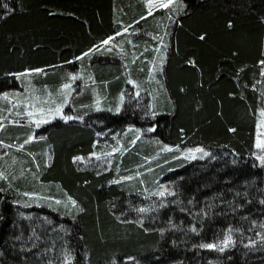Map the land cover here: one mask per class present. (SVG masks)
<instances>
[{
	"label": "trees",
	"instance_id": "obj_1",
	"mask_svg": "<svg viewBox=\"0 0 264 264\" xmlns=\"http://www.w3.org/2000/svg\"><path fill=\"white\" fill-rule=\"evenodd\" d=\"M148 1L0 0V264H264V0ZM150 8L161 17L147 33L169 35L161 81L129 87L121 107L68 101L73 119L30 125L27 111L63 103L71 60ZM93 69L120 89L115 61ZM149 145L209 157L175 164L167 187L124 179ZM94 154L113 157L106 171L76 162ZM229 235L223 252L200 247Z\"/></svg>",
	"mask_w": 264,
	"mask_h": 264
},
{
	"label": "crops",
	"instance_id": "obj_2",
	"mask_svg": "<svg viewBox=\"0 0 264 264\" xmlns=\"http://www.w3.org/2000/svg\"><path fill=\"white\" fill-rule=\"evenodd\" d=\"M154 2L155 0H149L147 3L152 6ZM161 9L167 10V8ZM151 13L144 19L140 18L135 22L120 26L114 34L99 41L81 56L70 61L72 68L69 70L67 83L71 84V89H68V92L71 93L68 98L69 102L84 103L93 101L106 103L116 100L121 107L126 100V91L130 88L133 89L134 94L138 95L141 92L142 85L156 84L162 80L160 73L163 71L164 64L162 63L166 58V49L169 47V35L167 34L163 39H160L156 34L147 33L149 21L161 17L155 15L154 12ZM106 40L108 41L107 44L104 43ZM143 41L147 42L145 49L138 47L139 43ZM85 53H88V55H84ZM103 60L115 61L123 71V83L119 84L120 89L115 93L112 92L110 83L100 79L93 69L98 61ZM145 68L148 69L146 74L142 72ZM33 75L30 74L28 77L32 78ZM71 76H76L77 79L71 81ZM101 87H106V91L102 92ZM49 100L55 101L58 98L52 97ZM155 109H157L156 105ZM39 112L37 109L34 116L41 118L43 113L39 115ZM51 114L52 116H58L57 112L54 114V111Z\"/></svg>",
	"mask_w": 264,
	"mask_h": 264
},
{
	"label": "rangeland",
	"instance_id": "obj_3",
	"mask_svg": "<svg viewBox=\"0 0 264 264\" xmlns=\"http://www.w3.org/2000/svg\"><path fill=\"white\" fill-rule=\"evenodd\" d=\"M168 0H155V2L152 4V7L155 9H161L163 7H156V4H162V3H167ZM153 8H151L152 12L154 11ZM264 111V109L261 110V112ZM260 112V113H261ZM43 112H39L38 114H42ZM59 113V114H58ZM33 114H35L33 112ZM54 114H56L54 112ZM57 115L59 116H52L50 115H45L43 113V116L41 118H37L34 115H32L31 121L32 120H40V119H47L48 122H50L52 119L64 117V113L57 112ZM52 116V117H51ZM47 122V123H48ZM41 123L38 127L36 126L35 123H31L30 125H35V128L41 129L47 124ZM103 136H105L103 134ZM108 139V138H107ZM259 140L264 141V116L260 115V130H259ZM137 143V142H136ZM147 147H151L150 151L151 154H153L150 157L145 158L142 162V167L144 168L141 169V171L133 172L128 177H132V179H127L128 181L135 182L137 180L144 181V179L147 178V180L152 181L154 185L156 184L157 186H165L167 187L165 183L166 177H167V172L173 168V166L177 163L183 162V161H193V160H205L209 157V153L205 150L203 152H196L195 149L197 148H180V147H174L171 145H149ZM165 149H171L166 151ZM258 149V148H257ZM51 149L48 150V157H49V162L51 161ZM206 152L208 155H203V153ZM114 150L110 152V154H113ZM192 155H194L195 158H191ZM264 155L259 149H258V156ZM257 156V157H258ZM259 160V159H258ZM77 163L80 165H83L84 167H95L98 170L101 171H106L111 163L113 162V157L109 155H102V154H94L88 157H80L79 159L76 160ZM259 163L261 166H264V163H262L259 160ZM143 175V176H142ZM142 177V178H141ZM140 178V179H138ZM164 192V191H163ZM166 193V192H164ZM165 196V195H164Z\"/></svg>",
	"mask_w": 264,
	"mask_h": 264
},
{
	"label": "snow or ice",
	"instance_id": "obj_4",
	"mask_svg": "<svg viewBox=\"0 0 264 264\" xmlns=\"http://www.w3.org/2000/svg\"><path fill=\"white\" fill-rule=\"evenodd\" d=\"M173 2H174V0H168L167 3L156 4L155 6H156V7L168 8L169 5L172 4ZM151 14H152V13H151V8H150V9H149V15H151ZM141 19H144V17H141ZM200 39H204V37L201 36ZM104 43L107 44L108 41L106 40V41H104ZM84 55H88V53H85ZM259 63H260L262 66H264V60L260 61ZM193 66H195V65L193 64ZM33 71H37V72H39V71H41V70H33ZM20 75H26V73H22V74H20ZM261 75L264 76V67H262ZM17 78H19V77H17ZM70 79H71V81H75V80L77 79V77H76V76H71ZM129 82L131 83V81H129ZM67 89H71V84H70V83H69V84H64V85L62 86V89H61V95L63 96V103L59 104V105L54 109L55 112H61V111H62V108L67 104V102H68V98H69V96L71 95L70 91H69V92H65V91H64V90H67ZM262 95H264V93H262ZM49 96H51V94H49ZM33 99H34V100H39V97H33ZM121 99H122V98H121ZM52 102L55 103V101H52ZM42 103L47 104V103H49V101H48V100H44V101H42ZM29 108L35 109V108H36V104H34V103H29V104H27V105H26V111H27V109H29ZM39 111L43 112L44 109H43V108H40ZM49 111H53V109H49ZM117 111H119V109H117ZM27 114H28L29 116H32V115H33V112H32V111H27ZM260 115H261V116H264V111H262V112L260 113ZM62 118L65 119V120H71V119H73V117H71V116H66V117H62ZM47 122H48L47 119H40V120H33V121H31V123H35L37 127H38L41 123H47ZM0 127H2V122H0ZM151 130H152V129H150V131H151ZM230 131H235V129H230ZM30 139H31V138H30ZM25 142L27 143V142H29V141H25ZM21 147H22V146H21ZM256 147H257L262 153H264V141H260V140L258 139V141H257V143H256ZM165 150L168 151V150H171V149H165ZM195 151H196V152H203V150L200 149V148L195 149ZM203 155L206 156V155H208V153L204 152ZM191 158H195L194 155H192ZM257 158H258L262 163H264V155H260V156H258ZM78 159H79V158H78ZM0 179H6V176H5L4 173H2V172H0ZM124 179H129V180H130V179H132V177H125ZM118 182H119V181H113V183H118ZM170 194H171V193H170ZM26 195H27V194H26ZM153 195H157V193H153ZM158 195L161 196V197H163V196L165 195V193H164L163 191H161V192L158 193ZM69 201H70V203L72 204L73 207H76V202H75L74 200H71V198H69ZM261 202L264 203V201H261ZM56 203H60V201H56ZM25 206H28V205H25ZM139 211H140V212H145L146 209L141 208V209H139ZM0 218H2V217H0ZM193 230H195V229H193ZM230 243H232V241H231V236L229 235V236H226V237L224 238L223 243H222V246H217V245H215V244H202V245H200V247H203V248H209V249H216V250H219V251L223 252V251L225 250V248H226Z\"/></svg>",
	"mask_w": 264,
	"mask_h": 264
}]
</instances>
